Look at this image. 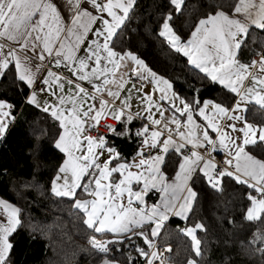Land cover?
<instances>
[{"label": "snow or ice", "instance_id": "1", "mask_svg": "<svg viewBox=\"0 0 264 264\" xmlns=\"http://www.w3.org/2000/svg\"><path fill=\"white\" fill-rule=\"evenodd\" d=\"M136 6L137 0H0V78L13 72L17 87L28 89L24 103L56 123L54 147L63 159L50 190L72 202L75 215L90 230L89 244L99 264H118L109 258L112 249L134 243V237L147 245H136L145 264H164L152 238L170 215L189 221L198 196L193 185L200 180L218 191H223L224 177L246 185L252 191L247 193L250 203L242 210L243 219L264 225V160L246 151L257 140L264 142V126L245 117L253 103L264 109V51L256 52L259 59L239 58L252 27L264 31V0H233L230 11L216 6L197 21L187 39L171 23L184 14L187 0H161L159 5L157 35L186 57L203 79L235 94L238 99L231 105L201 100V89L194 85L193 96H181L168 78L137 55L115 49L113 38L126 27ZM34 59L40 63L33 65ZM46 60L70 75L49 69L39 80ZM129 62L135 65L131 74L126 71ZM145 81L153 86L151 92H144ZM129 83L132 87L126 90ZM15 110V104L0 99V138L15 122ZM106 119L123 125L119 132L111 124L102 125L111 135L135 138L131 160L99 133ZM135 121L141 123L133 129ZM217 145L232 157L225 163L234 171L218 169L199 151L207 152L210 146L214 152ZM170 154L178 157L172 178L160 169ZM153 190L160 194L159 202L148 205L145 197ZM23 212L0 198V264H12L10 238L24 226ZM205 230L198 220L179 229L190 239L192 255L184 264H201L197 258H203L204 250L198 231ZM249 244L264 262V228L252 234Z\"/></svg>", "mask_w": 264, "mask_h": 264}, {"label": "trees", "instance_id": "2", "mask_svg": "<svg viewBox=\"0 0 264 264\" xmlns=\"http://www.w3.org/2000/svg\"><path fill=\"white\" fill-rule=\"evenodd\" d=\"M161 0H137L132 18L114 39L119 52L131 51L152 70L165 76L173 89L181 96L191 97L190 86L201 89V100L210 99L223 105H231L236 96L219 84L203 79L187 63V58L176 53L164 38L157 35L158 13ZM233 0H187L184 14L171 22L175 31L188 38L193 26L207 13L220 6L230 11ZM264 50V31L252 28L247 43L239 58L248 62L256 52ZM14 73L8 72L0 80V99L16 106L13 113L17 118L11 123L6 136L0 140V197L24 209L23 224L10 238L14 247L12 264H99V257L88 244L90 230L75 215L71 201L51 193V181L62 163L63 154L54 147L58 128L48 114L26 105L27 87L13 82ZM21 89L23 92H21ZM246 119L254 125L264 126V109L250 105ZM141 122L135 121V129ZM116 130L122 131L118 124ZM121 155L128 160L136 152V140L107 136ZM248 152L264 160V145L247 147ZM176 155L166 156L163 171L172 178L177 170ZM223 191L213 189L205 180L193 185L197 200L193 205L189 221L172 218L162 230L157 243L172 245L170 261L184 264L191 253L190 239L178 232L184 223L200 221L205 231H198L204 250L201 264H264L259 254L249 244L252 234L264 228L257 222L243 219L242 210L249 205L247 193L252 191L246 185L237 184L232 178L224 177ZM27 185V187H26ZM158 193L151 192L148 200L156 201ZM233 221L229 223V221ZM134 243L117 245L112 249L110 259L120 264H145L135 245L147 249L142 238L134 237ZM259 246V245H257Z\"/></svg>", "mask_w": 264, "mask_h": 264}, {"label": "crops", "instance_id": "3", "mask_svg": "<svg viewBox=\"0 0 264 264\" xmlns=\"http://www.w3.org/2000/svg\"><path fill=\"white\" fill-rule=\"evenodd\" d=\"M252 28H255L254 26L252 27ZM113 39H115V37L113 38ZM39 51V50H38ZM118 51V50H117ZM20 55H21V57H24V53L23 52H21L20 53ZM45 62H47V60L45 61ZM45 62H43V63H45ZM32 63H33V65H35V64H39L40 62L38 61V60H36V59H34V60H32ZM133 67H135V65H133V64H131L130 62H129V67H128V69H126V71H128L129 72V74H131V69L133 68ZM53 68H55L56 70H52V71H54V72H56L57 74H61V75H70V73H68L67 72V70H63L62 68L63 67H60V68H56V67H53ZM47 71H48V69H43L42 68V71H40L39 72V74H38V78H39V80H43L44 78H45V76H46V74H47ZM59 71V72H58ZM134 77V76H133ZM0 80H1V78H0ZM39 85V83L37 84V87H39L38 86ZM222 86V85H221ZM132 87V85H131V83H129V84H127L126 85V90L128 89V88H131ZM137 87H140V85L139 84H137ZM152 85L151 84H148L146 81L144 82V92H151L152 91ZM223 87V86H222ZM122 95H124V93H122ZM132 95H133V99H132V105H133V111H135L136 110V106H137V100H136V93L133 91V93H132ZM158 95H159V93H156V94H154V99H158ZM235 95V94H234ZM44 97H41V99H43ZM236 99H238V97H236ZM252 105H255L254 103L252 104ZM250 106V105H249ZM249 106H248V108H249ZM255 106H258V105H255ZM259 107V106H258ZM247 113V112H246ZM246 113H245V117H246ZM109 120H112V119H109ZM112 121H114V122H116L115 120H112ZM197 123H202V121L201 120H197ZM222 123H223V121H222ZM254 125V124H253ZM10 126V125H9ZM255 126H257V127H260V125H255ZM210 131V134L212 135V137H213V139H215L216 138V134L215 133H211V130H209ZM228 131H230V130H228ZM8 132V131H7ZM7 132L5 133V135H4V137L6 136V134H7ZM240 135H242V134H240ZM259 135V133L257 132V136ZM3 137V138H4ZM3 138H0V140L1 139H3ZM258 143H260V144H263L264 145V142H260L259 140H257V143L256 144H258ZM253 145H255V144H252V145H248V146H246V151H248L247 150V147H249V146H253ZM200 151H204L203 149H201ZM216 151H219V152H224L225 154H227V152L225 151V150H223V149H220L219 148V146L217 145V150ZM250 153V152H249ZM252 156H254V157H256L257 159H260V158H258L257 156H255V155H253L252 153H250ZM133 157V156H132ZM132 157H131V159H132ZM165 159H166V156H165ZM165 159H164V162H165ZM262 160V159H261ZM164 162L160 165V169H161V172H163L164 173V171H163V165H164ZM165 175H166V173H164ZM175 175V174H174ZM167 176V175H166ZM174 177V176H173ZM155 190H153V191H151V192H154ZM151 192H149L148 193V195L151 193ZM148 195L145 197V199H146V201H147V204L148 205H151V204H154V203H157V202H159V193H158V195H157V198H156V201H154V202H150L149 200H148ZM0 198H2V197H0ZM4 199V198H3ZM12 203V202H11ZM195 203V202H194ZM14 204V203H13ZM15 205V204H14ZM194 205V204H193ZM189 215H190V213H189ZM172 218H177V219H179V220H181V221H183V222H185L184 220H182L180 217H176V216H169V219L168 220H166V221H164L163 222V225H162V227H161V229H160V232H159V235L157 236V237H154V238H152L153 239V242H157V240L159 239V236L161 235V233H162V230H163V228H164V226H165V224L167 223V222H169ZM154 226V225H153ZM181 226V225H180ZM138 231H139V229H138ZM157 245L158 246H162V248H161V251L160 252H158L160 255H161V257L163 258V260H164V264H173V263H171V261H170V256H171V252H168L167 251V249L168 248H171V249H173V247H172V245H170V244H168V245H163V244H159V243H157ZM116 261V260H115ZM117 262V261H116ZM118 264H120L119 262H118ZM154 264H160V261L159 260H157V261H155L154 262Z\"/></svg>", "mask_w": 264, "mask_h": 264}, {"label": "built area", "instance_id": "4", "mask_svg": "<svg viewBox=\"0 0 264 264\" xmlns=\"http://www.w3.org/2000/svg\"><path fill=\"white\" fill-rule=\"evenodd\" d=\"M255 59H259V56L255 55L254 56ZM42 68L43 69H51V70H56L55 68H53V65L51 63H49L48 61L43 63L42 64ZM64 71L66 69L62 68ZM59 72V71H58ZM133 81H135V77H132ZM140 85V84H139ZM40 86V85H38ZM140 122V121H139ZM104 124H111L113 125L115 128L118 126V123L117 122H114L112 120H109V119H106V120H102L101 121V126L99 127V133L103 134L105 137H107L110 133L108 131L107 128L103 127L102 125ZM92 135H97V132L96 131H93L91 133ZM200 151V150H199ZM202 153H204V159L205 160H212L216 165H217V168L220 169V168H228L229 171H234V166H228L225 161L228 160V159H231L232 157H229L227 154H225L224 152H219V151H211V148L210 146L208 147V150L207 152L204 151H201ZM210 153V155L208 154ZM186 224L184 223L183 225L179 226L178 227V232L180 228H183L185 227ZM154 245H155V248L158 252L161 251V248L162 246H158L157 245V242H153ZM136 247V245H135Z\"/></svg>", "mask_w": 264, "mask_h": 264}, {"label": "rangeland", "instance_id": "5", "mask_svg": "<svg viewBox=\"0 0 264 264\" xmlns=\"http://www.w3.org/2000/svg\"><path fill=\"white\" fill-rule=\"evenodd\" d=\"M262 51H264V50H262ZM262 51H259V52H262ZM255 55H256V54H255ZM255 55H254V56H255ZM98 238H99V237H98ZM88 244H89V240H88ZM90 246H91V245H90Z\"/></svg>", "mask_w": 264, "mask_h": 264}]
</instances>
